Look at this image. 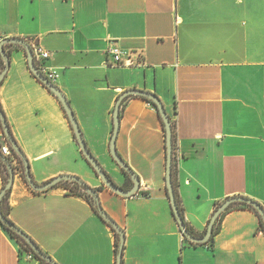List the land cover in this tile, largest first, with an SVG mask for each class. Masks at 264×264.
Listing matches in <instances>:
<instances>
[{"label":"crops","instance_id":"1","mask_svg":"<svg viewBox=\"0 0 264 264\" xmlns=\"http://www.w3.org/2000/svg\"><path fill=\"white\" fill-rule=\"evenodd\" d=\"M7 38L35 41L50 54L44 64L58 75L52 83L117 186L132 184L125 187L109 153L113 110L123 92L136 89L156 95L175 123V184L197 237L215 205L230 197L264 209V0H0V42ZM111 46L141 52L145 66L112 67ZM4 50L10 65L0 110L33 182L70 175L100 188L102 209L124 233L121 264H264V234L247 208L222 213L212 242L183 239L165 186L164 125L149 102L130 96L120 105L116 152L140 183L135 196L123 198L87 164L24 49ZM3 145L10 147L0 123ZM4 208L55 264H116L110 227L65 187L35 193L15 170ZM0 264H31L1 225Z\"/></svg>","mask_w":264,"mask_h":264},{"label":"water","instance_id":"2","mask_svg":"<svg viewBox=\"0 0 264 264\" xmlns=\"http://www.w3.org/2000/svg\"><path fill=\"white\" fill-rule=\"evenodd\" d=\"M5 45H16L20 46L24 49L26 53V59H27V65L30 70V72L33 74V76L46 88L48 89L60 102L64 112L67 115V118L70 122L74 137L76 139V142L81 150V153L86 160L87 164L92 168L97 178H99L101 184L113 192L115 195L123 197V198H130L137 194L140 183L138 178L135 176V174L132 172V170L123 162L121 157L116 152L115 142L116 137L118 134L119 129V109L122 101L130 96H137L141 98H145L146 100L153 103V105L156 107L157 112L163 122L164 125V133H165V186L168 194V199L170 202V207L172 210L173 217L178 225V228L180 230V233L182 237L189 241L190 243L196 244V245H202L209 242L210 238L213 235V227L219 216L224 213L231 205L234 204H242V205H248L255 209L261 219L264 222V209L260 204L257 202L240 197V196H234L230 197L226 200H224L222 203H220L216 210L213 212L205 233L201 237H196L192 235L186 228V224L184 223V219L182 218L177 204H176V198L174 193V187L172 184V175H171V168H172V160H173V144H172V128L171 123L168 115L166 114L164 107L160 100L157 98L156 95L145 92L142 90H136V89H130L123 92L118 100L115 103V107L113 110V127H112V134L109 142V153L112 158V160L116 163V165L124 171L130 178L132 186L128 190H124L121 187L117 186L110 176L104 171L102 166L97 162V160L92 156V154L89 152L88 148L86 147V144L82 138L80 129L78 127V124L74 118V114L66 101L65 97L62 95V93L57 89V87L50 82L47 78H45L42 73L38 70L36 67L34 60H33V54L31 47L29 44L19 38H7L3 39L0 42V58L3 61V69L0 72V83L5 77V74L9 68L10 62H9V56L6 54L4 50ZM0 123L3 131V136L6 138L7 142L10 145V148L13 152H15L19 158L23 162V168H24V177L25 182L29 186V188L35 192V193H43L54 186H56L60 182H74L79 185V187L88 194L94 204V208L98 216L113 230L115 231L119 236V244L117 249V255H116V264H121V257H122V251H123V245H124V233L122 229L106 214V212L102 209L99 198H98V191L95 189L90 188L87 186L80 178L76 176H70V175H60L44 184L37 185L33 182L30 173H29V166L28 163L23 156L22 152L18 149L16 143L12 139L5 117L3 113L0 110ZM0 160L6 165L8 170V180L6 184L3 186L1 192H0V223L5 225L9 230L14 232L17 236H19L21 239L24 240V242L30 247V249L34 252V254L47 264H55L50 257H48L44 252H42L36 244L19 228H17L13 223H11L2 213L1 211V201L5 197L6 193L9 192L12 188L13 181H14V171L7 160V158L0 153Z\"/></svg>","mask_w":264,"mask_h":264},{"label":"trees","instance_id":"3","mask_svg":"<svg viewBox=\"0 0 264 264\" xmlns=\"http://www.w3.org/2000/svg\"><path fill=\"white\" fill-rule=\"evenodd\" d=\"M9 46H12V45H6V48L9 47ZM19 47L20 49H23L22 47L20 46H17ZM3 69V63H2V60L0 58V71ZM143 100H146L145 98H141ZM147 102H149L153 107L154 109L157 111L156 107L153 105L152 102L146 100ZM170 119V123H171V128H172V144H173V148H174V145H175V123L173 121H171V118ZM164 127V126H163ZM164 129V128H163ZM163 136H164V151H165V133H164V130H163ZM9 150H10V156H7V160L9 161L13 171L15 170H18L20 171V176L21 178L25 181V177H24V168H23V162L22 160L19 158V156L13 152L11 150V148L9 147ZM18 166H20V169L18 168ZM121 170V169H120ZM122 174L125 176L126 180L128 183H130V179H129V176L124 172L122 171ZM0 173H1V176H2V181H3V186L6 184L7 180H8V170H7V167L6 165L0 160ZM171 175H172V184H173V187H174V193H175V198H176V204H177V207H178V210L182 216V218L184 219V216H183V209H182V206H181V201H180V198L178 196V193H177V186L175 184V178H176V167H175V162L174 160H172V168H171ZM58 186H63L65 187V189L67 190V193L70 194V195H76V196H80V197H83L89 204L90 206L92 207L93 211L96 213L95 211V208H94V204H93V200L92 198L86 194L80 187L77 183H74V182H60L58 183L56 186H54L53 188L55 187H58ZM7 194L8 192L6 193L5 197L2 199L1 201V211L3 213V215L7 218V212L5 211V208H4V201L7 197ZM219 205L216 204L215 206L217 207ZM235 208H247L249 209L250 211H252L257 219H258V223H259V230L264 234V222L263 220L261 219V217L259 216V214L257 213V211L255 209H253L252 207L248 206V205H242V204H234V205H231L227 210H230V209H235ZM226 210V211H227ZM97 214V213H96ZM221 219V217L217 220V222H219ZM185 223V222H184ZM186 224V223H185ZM0 225L10 234V236L12 238H15L18 242V248H19V252L20 251H25V252H31L34 254V252L30 249V247L24 242L23 239H21L19 236H17L14 232H12L11 230H9L5 225L1 224ZM186 228L187 230L194 236H196V234L193 233V231L186 225ZM111 229V228H110ZM217 227L214 225L213 227V235L212 237L210 238L209 242H212V238L213 236L217 233ZM111 231L113 232L114 234V238H115V253L117 255V249H118V244H119V236L118 234L113 231L111 229ZM205 233V231H204ZM203 233V234H204ZM197 237V236H196ZM184 239V238H183ZM185 240V239H184ZM192 244V243H190ZM34 256L39 259L35 254ZM43 264H47L46 262H44L43 260L39 259Z\"/></svg>","mask_w":264,"mask_h":264},{"label":"built area","instance_id":"4","mask_svg":"<svg viewBox=\"0 0 264 264\" xmlns=\"http://www.w3.org/2000/svg\"><path fill=\"white\" fill-rule=\"evenodd\" d=\"M28 44L31 47L33 60L36 67L45 78H47L50 82H53L58 77V75L54 70L45 67L44 64V62L50 57V54L43 50L35 41L29 42ZM106 54L110 56L111 66L115 68L131 69L145 66L143 55L138 51L126 52L116 46H111L107 48ZM0 153L5 157L10 156V150L6 145L0 146ZM18 253L28 263L43 264L31 252H19L18 248Z\"/></svg>","mask_w":264,"mask_h":264},{"label":"rangeland","instance_id":"5","mask_svg":"<svg viewBox=\"0 0 264 264\" xmlns=\"http://www.w3.org/2000/svg\"><path fill=\"white\" fill-rule=\"evenodd\" d=\"M18 168L20 169V166H18ZM130 186H131V183L129 184L128 182H127L126 185H125V187H128V188H129ZM99 189H100V188H95V190H97V191H98ZM122 189H123V188H122Z\"/></svg>","mask_w":264,"mask_h":264}]
</instances>
